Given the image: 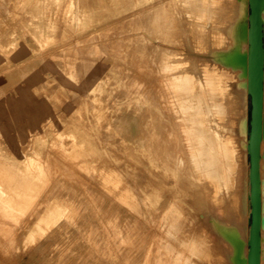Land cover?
<instances>
[{
  "label": "rangeland",
  "instance_id": "rangeland-1",
  "mask_svg": "<svg viewBox=\"0 0 264 264\" xmlns=\"http://www.w3.org/2000/svg\"><path fill=\"white\" fill-rule=\"evenodd\" d=\"M238 1L230 0L232 5L221 0L213 13L201 17L197 4L180 0H100L102 11L81 25L80 35L100 30L75 40L80 35L62 19L66 0H0L1 117L15 147L37 161L31 171L12 170L15 158L0 139V180L10 195L7 203L14 202L11 207L18 210L11 216L0 211V264H185L187 256L168 253L182 248V237L189 250L201 234L208 240L206 253L191 255L193 262L236 264L230 234L235 231L246 242L250 229L251 119L247 78L241 66L226 58L249 47L243 30L250 7L247 0ZM165 15L171 17L167 26L159 21ZM172 61L177 67H166ZM205 66L229 72L220 95L225 111L219 121L236 146L234 179L221 187L216 201L206 179L193 183L185 170L175 175V159L168 158L180 145L176 129L185 122L178 104L169 101V78L185 70L198 74ZM58 69L75 72L77 81L67 82ZM94 73L107 77L97 99L84 86ZM114 97L124 104L125 120L120 143H114V133L106 140L108 156H117L122 165L116 190L106 189L99 180L101 150L92 143L93 137L106 135L107 124L119 113L113 108ZM40 103L46 113L33 125L31 115ZM169 104L174 107L170 113ZM59 135L68 156L55 142ZM261 173L264 207V155ZM15 187L23 194L16 196ZM117 190L125 199L122 224L126 230L129 222L132 234L124 247L106 231L107 203ZM137 193L152 199L146 213L137 204ZM3 201L0 196V210L5 209ZM168 203L177 208L179 221L182 218L176 226L166 221ZM38 213L51 215L52 223L36 224ZM237 221L242 224L237 226ZM262 235L264 243V221Z\"/></svg>",
  "mask_w": 264,
  "mask_h": 264
},
{
  "label": "bare ground",
  "instance_id": "bare-ground-1",
  "mask_svg": "<svg viewBox=\"0 0 264 264\" xmlns=\"http://www.w3.org/2000/svg\"><path fill=\"white\" fill-rule=\"evenodd\" d=\"M180 1L182 3L188 2L189 5H192V4L196 5L197 4V7L199 9V16L205 17L206 15L211 14V12L213 13V11L216 9V6L219 4V2L221 0H180ZM247 1L249 3V7H250V2H249V0H247ZM238 2H236V3H238ZM227 3H228V1H227ZM229 3H230V0H229ZM239 3H238V5H240ZM230 4H232V3H230ZM232 5H235V4H232ZM237 7H239V6H237ZM102 9H103V7L100 3V0H86V4H84V2H82V0H66L65 11H64L65 15L63 16L62 19H63V21H66L68 23L73 34L80 35L81 25L83 23H85L88 19H89L88 22L90 23V19L93 20V16H95L96 14L101 12ZM154 9H155V7H154ZM195 17H197V16H195ZM169 18L171 19V17L169 15H165L159 21L160 22L163 21L162 23L167 26V25H169V23H168ZM247 18L249 19V21L244 26L243 32L249 41V44H248L249 47L247 46L248 49L242 53L240 51H236L235 53L226 56V58L228 59V61L233 63L235 66H241V68L244 71L243 74H245V76L247 78L245 81L246 90H247L248 94H250L249 93V52H250V48H251V44H250V40H249V38H250V12L247 14ZM262 19H263V26H264V7H263V11H262ZM99 28H95L91 31H88L87 33H85L82 36L81 35L77 36L75 40H80L81 38H83V36H90V35L93 36V34L97 33V31L100 30ZM2 58H3L2 53H0V60ZM174 64L175 63L172 61L171 64L168 63L166 65V67H171V66L177 67V65H174ZM57 72L60 75L65 74V80L67 82H76L77 81V77H76L77 75L75 74V72H71V71L70 72H64L62 69H58ZM228 75H229L228 71H222V70L218 69L217 67H213V66H212V68L209 66H205L204 68H202L201 73L197 74L193 71L185 70L182 72H177V73L173 74L172 76H170V78H169L170 79L169 83L171 85L170 89H169V92H170L169 97H171V100L169 99V101H172L174 99L175 103L178 104L177 107L182 111L181 121L183 122V120H184L185 122L181 125L179 124L178 128L176 129V133L178 135L177 142L179 143V141H180V145H179V147H177L175 149L176 153L171 152L168 154V158L172 159V160L175 159L174 160L175 163H174V167H173L175 169V171H174L175 175H179V172H181V174L184 175V172H182V171L185 170L186 175L190 177V179L192 180L193 183L195 182L196 178L206 179V181L208 183V186H206V187L209 188L210 191L213 190L212 191L213 196L211 199H213L215 201L217 198L219 199L218 193H219L221 187L223 185H229V182H231L234 179L233 174H234L235 168H236V159H235L236 146L234 144L232 137L230 135H227L226 133H223V131L221 129L222 124L219 121V116L221 115L220 117H222V114L225 111L224 102H223L222 98H220V95L223 93L224 89L228 86V84L226 83V77ZM106 80H107V77H105L101 73L92 74L90 78H87L84 80L85 91L93 93L95 99L99 98V94L102 93L103 86H104ZM114 98L115 99L113 100V106H114L113 108L116 109L117 111H119V113L117 114L115 119H113L112 121H110L107 124L108 132L106 133V135L101 134V136L93 137L92 143L94 144V146L100 148V150H101L100 151L101 161L103 162V164H102V170L103 171L102 170L101 171L103 174L101 175L99 180H101V183L103 184L104 187H106V189H108V188L114 189L115 188V190H116V189H119L120 181L122 178V172H123L122 171V165H121V161L117 158V156L116 157L114 155H113L114 157H112L110 155L108 156L110 148H109V145H107L109 143H107L106 140L111 135V133H114V135L116 137L114 143L115 144L120 143L121 135L123 132H125L124 131L125 120H124L122 113H121L122 110L124 109V104L122 103V101L119 97H114ZM135 100L138 101L139 103L142 102V99H139V98H135ZM172 107H173L172 104H169V106H168L169 113L171 111H173ZM45 113L46 112L44 111V105L41 103L38 104L37 109L31 115V119H30L32 121L33 125H37L38 121L45 115ZM124 114H128V113H124ZM171 115H172V118L174 119V113ZM1 116L2 115H1V111H0V139L5 145H7V147L12 152V154L15 158L14 166H16V167L13 168L12 170H14V171L15 170H17V171L22 170V171H26V172L31 171L32 167L37 166L36 165L37 161L35 159V156L33 155V156L26 157L21 151H19L15 147V145L13 144L12 138L9 135V131H8L6 125L4 124ZM249 131H250V129H249ZM179 135H180V137H179ZM180 139H182V142ZM108 141L110 142V140H108ZM55 142H56V144L61 146V151H62L63 155H66L65 150L62 147L61 135H59L56 138ZM263 144H264V88H263V109H262V139H261V147H260V150H261V157H260L261 213H262V215H261L262 216V219H261V259H260L261 264H263V254H264V243H263V235H262V225H263V221H264V207H263V186H262V173H261L262 158L264 155ZM112 149H114V148H112ZM247 151L249 153V140L247 142ZM102 152H104V153L107 152V154L105 153V155H103ZM66 156H68V155H66ZM167 165L170 166L169 163H167ZM183 165H185V166H183ZM170 167H172V166H170ZM250 170H251V163H250V168H249L250 191L248 194V199H249V204H250V217H251L252 203H251ZM17 174H19V173H17ZM40 179H41V177H40ZM32 181H33V179H32ZM19 183H20V181H19ZM2 184L3 183L0 180V196L4 199L3 204L5 205V209H3L4 208L3 207L0 211L3 213L6 212L3 214L4 216H11V214L13 212L18 211V210L16 208L11 207L14 205V202H13V205H10L11 202L7 203L8 200L6 198L10 195L7 196V193H6ZM18 186H19V184H18ZM19 187L14 188V191H15L14 193L16 196L23 194L19 191ZM37 191H38V189H37ZM37 191H35V193ZM27 192H25L24 195L29 193V192L28 193ZM114 192H112V193H114ZM118 192H120V193H118ZM117 193H116L115 198L114 199L112 198L113 201L107 203V210L105 212V219L107 221L106 231L112 237L117 238L119 243H121V245H123V247H124V246H126L125 242L126 241L129 242L131 240L130 236H132V234H131L130 226H129L130 223L128 222L127 228L125 230L124 225L122 224V220H121L122 215H123L122 213L124 210V207L122 206L123 205L122 201L125 200L123 198L124 194H122V192L118 191V190H117ZM137 196H138L137 204H139L141 211L143 213H146L147 211L150 210V208L152 206V199L149 196L142 194V193H137ZM10 199H12V198L10 197ZM110 199H111V197H110ZM10 201H12V200H10ZM13 201H15V200H13ZM204 201H205V199H204ZM17 202L20 203V201H18V200H17ZM163 202H165V201H163ZM0 205H2V204H0ZM20 205H22V203ZM38 205H39V203H38ZM206 205H209V204H206ZM165 206H166L165 208H167V210H168V214L166 216V221H169L172 224V226H176V225L180 224V221L182 218L179 221L180 216H179L178 210L175 207V205L168 203ZM203 209H205V211L207 213L212 212V208L209 206H203ZM54 210L57 211V209H54ZM51 213H53V210ZM158 214H160V213H158ZM38 215H40V214L38 213ZM57 216H61V215L58 214ZM55 218L56 217H54V219ZM160 218H162V217H160ZM61 220H62V218H61ZM56 221H57V218H56ZM42 222H46V223L51 222L52 223L51 215L46 216V214H41L40 217L38 218V222L36 224H38L40 226ZM158 222H160V221H158ZM211 223H212V227L215 228V222L212 221ZM238 223L239 224H237V226L242 224L241 222H238ZM249 224H250V218H249ZM43 225H44V223H43ZM184 225H183V227H184ZM49 226H50V224H49ZM160 226L161 225H159V227ZM242 226H241L240 230H242ZM186 227H187V225H186ZM170 228H171V226H170ZM171 229H173V228H171ZM165 231L167 232V229ZM156 232H158V231H156ZM250 233H251V224H250V229H249V235L247 236L246 242L243 241L241 238H239L238 233H236L235 231H232L230 234L231 240L235 241V243H236V255H235V263L236 264H249ZM167 234H168V232H167ZM197 235H199V234H197ZM199 236L200 237H198V238L195 237L194 240L191 242V244L189 245V250H187L186 246H185L188 243L185 242L184 239H182L184 237H182L181 241H179L182 248H178V250H176L177 249L176 248L175 249L176 253L173 251L174 254L169 252L168 255L169 256L176 255L178 257L184 256V258H182V259H185L186 258L185 256H187L185 261L184 260H182V261L185 262V264H195L196 262L195 261H194L195 263L193 262V258L191 255H201V254L205 255L206 249H207L206 248V242L208 240L205 241V239L202 238V234ZM163 237H166V236L163 235ZM157 238H156V240H157ZM169 239H171V238H169ZM40 240H41V238H40ZM171 240L174 241L175 239H171ZM14 241H13V243H14ZM167 241H168V239H167ZM133 242L135 243V241H133ZM188 242H189V240H188ZM163 243H165V242H163ZM133 247L135 248V244L133 245ZM161 252H163V251H161ZM74 257H76V256H74ZM163 257H165V256H163ZM167 258H169V257H167ZM172 262H174V261H172Z\"/></svg>",
  "mask_w": 264,
  "mask_h": 264
},
{
  "label": "water",
  "instance_id": "water-1",
  "mask_svg": "<svg viewBox=\"0 0 264 264\" xmlns=\"http://www.w3.org/2000/svg\"><path fill=\"white\" fill-rule=\"evenodd\" d=\"M250 2V52L249 93L251 97V119L249 131L251 203L249 264H261V176L260 157L262 139V109L264 88V26L262 11L264 0Z\"/></svg>",
  "mask_w": 264,
  "mask_h": 264
}]
</instances>
